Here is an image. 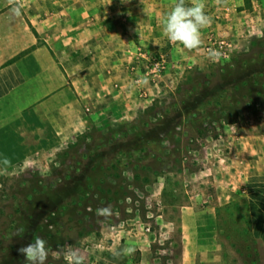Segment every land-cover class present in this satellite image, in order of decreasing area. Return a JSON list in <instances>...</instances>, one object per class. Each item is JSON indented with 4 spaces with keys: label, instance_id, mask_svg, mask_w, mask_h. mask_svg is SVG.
<instances>
[{
    "label": "rangeland",
    "instance_id": "374dc122",
    "mask_svg": "<svg viewBox=\"0 0 264 264\" xmlns=\"http://www.w3.org/2000/svg\"><path fill=\"white\" fill-rule=\"evenodd\" d=\"M227 6L234 10L226 13ZM261 10L257 1L212 0L200 53L165 39V49L146 55L150 69V57L163 53L169 64L162 75L151 71L157 87L138 89L147 106L131 122L88 128L69 141L20 100L1 107L0 264H26L18 249L37 237L47 241V264H67L69 245L96 263L106 243L129 240L150 248L151 264H254V251L264 264V220L256 221L257 237L244 186L223 202L230 179L225 173L215 179L213 170L225 156L235 167L233 157L249 148V135L264 136ZM212 37L230 44L218 62L205 50ZM177 53L185 56L181 69L164 79ZM91 152L98 157L91 159ZM109 186L116 196L108 202L103 190ZM67 203L71 216L59 209ZM109 205L112 217L96 216ZM65 219L63 231L56 222ZM95 219L102 221L88 228Z\"/></svg>",
    "mask_w": 264,
    "mask_h": 264
},
{
    "label": "crops",
    "instance_id": "0c3cea01",
    "mask_svg": "<svg viewBox=\"0 0 264 264\" xmlns=\"http://www.w3.org/2000/svg\"><path fill=\"white\" fill-rule=\"evenodd\" d=\"M211 1L205 0L206 7ZM252 1L264 14V0ZM20 2L22 15L11 18L7 0H0V108L20 100L22 108L46 117L69 141L88 128L135 120L147 106L138 89L157 87L145 56L167 47L162 26L174 0ZM184 59L183 53L172 55L176 64H170L164 79L181 69ZM238 152L236 166L225 156L213 168L214 178L225 173L230 179L223 202L236 199L237 188L244 186L258 237L256 221L264 220V136L249 135V148ZM105 245L96 263L93 256L85 264L152 263L151 250L142 242ZM124 246H134L135 253L116 256Z\"/></svg>",
    "mask_w": 264,
    "mask_h": 264
},
{
    "label": "clouds",
    "instance_id": "9594fccd",
    "mask_svg": "<svg viewBox=\"0 0 264 264\" xmlns=\"http://www.w3.org/2000/svg\"><path fill=\"white\" fill-rule=\"evenodd\" d=\"M7 4L11 18H19L22 15L23 5L20 0H7ZM211 22L212 18L206 12L205 0H189L188 3L186 0H174L171 10L163 21L162 34L171 44L198 54L203 50L204 45L202 30ZM207 54L213 62H218L223 57V53L214 48H208ZM2 163L6 168L11 166V161L7 158H3ZM95 214L105 221L114 215L111 205L98 207ZM23 232L24 229L20 228L17 235H22ZM135 251L134 246H124L115 255L131 256ZM18 252L25 257L26 264H47L49 249L47 241L43 238H35L34 242L21 246ZM63 254L67 264H85V257L70 245L66 246Z\"/></svg>",
    "mask_w": 264,
    "mask_h": 264
},
{
    "label": "built area",
    "instance_id": "2783aa9c",
    "mask_svg": "<svg viewBox=\"0 0 264 264\" xmlns=\"http://www.w3.org/2000/svg\"><path fill=\"white\" fill-rule=\"evenodd\" d=\"M233 10H234L233 6L225 7L226 13H230ZM170 45H171V47H177V45H173L171 43H170ZM229 46H230V44L226 40L215 39L214 37H212L210 39L209 43H207V45L205 46V50L207 52L208 48H214V49L221 51L223 53V57H226L227 56V49L229 48ZM168 60H169L168 55L164 54V53L158 57H150L151 71L155 75H158V76L162 75L167 70V67L169 64Z\"/></svg>",
    "mask_w": 264,
    "mask_h": 264
},
{
    "label": "trees",
    "instance_id": "16d2710c",
    "mask_svg": "<svg viewBox=\"0 0 264 264\" xmlns=\"http://www.w3.org/2000/svg\"><path fill=\"white\" fill-rule=\"evenodd\" d=\"M254 88L253 87H250V90L252 91ZM255 90V89H254ZM182 104H183V108H184V104H186V101L184 100L183 102H182ZM178 111H180L181 109L180 108H176ZM92 153V152H91ZM91 153H89V154H91ZM90 156V158L91 159H96L98 156H97V154L95 153V152H93L91 155H89ZM71 176L72 175H70V177H69V179H71ZM73 176H75V178H76V175H73ZM75 178H73V179H71V180H75ZM100 188V187H99ZM103 192H104V194H106L105 195V197L104 198H107V199H105V200H107L108 202L109 201H113V199L115 198V196H116V192H114V190H112V187H110L109 186V188H107V189H105V190H103ZM109 193V194H108ZM110 193H112V195H110ZM109 196V197H108ZM103 197H101V198H103ZM112 197H114V198H112ZM111 198V199H110ZM59 209L62 211V215L64 216V215H66V213L65 212H68V211H70V209H71V205L69 204V203H67V204H63L62 206H60L59 207ZM70 215L69 216H71V212H68ZM68 215V214H67ZM88 216H89V214H88ZM70 219V218H69ZM70 220H72V219H70ZM69 220H63V221H57L56 223H58V226H59V228L61 229V230H65V229H67L68 227H69V222H68ZM99 221H102V219H95L94 220V223L93 224H90L89 223V226L90 227H88V228H96V226H97V224L99 223ZM104 221V220H103ZM75 222H77V223H81V222H79V221H75ZM57 225V224H56ZM62 231V232H63ZM253 238V237H252ZM252 243H253V245H255V240L254 239H252ZM253 249H255L256 250V247L254 246V248ZM254 256H255V262H254V264H262L261 263V259H259V255L257 254V251H254ZM259 259V260H258Z\"/></svg>",
    "mask_w": 264,
    "mask_h": 264
}]
</instances>
